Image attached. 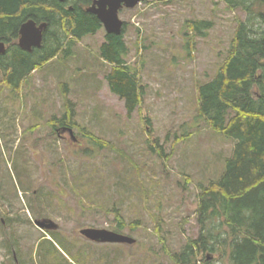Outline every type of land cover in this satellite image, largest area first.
I'll return each instance as SVG.
<instances>
[{
	"label": "rangeland",
	"instance_id": "obj_1",
	"mask_svg": "<svg viewBox=\"0 0 264 264\" xmlns=\"http://www.w3.org/2000/svg\"><path fill=\"white\" fill-rule=\"evenodd\" d=\"M245 16L223 0H142L123 8L127 60L148 85L131 117L105 77L104 28L77 41L71 58L34 70L17 91L0 76V264H178L174 254L199 234V184L223 171L235 143L197 118V86L214 76ZM204 18L214 26L194 36L189 56L187 20ZM67 99L80 126L53 136L48 120L63 115ZM84 126L107 145L92 147ZM42 218L58 227L39 228L34 220ZM118 221L134 243L81 233L116 231Z\"/></svg>",
	"mask_w": 264,
	"mask_h": 264
},
{
	"label": "trees",
	"instance_id": "obj_2",
	"mask_svg": "<svg viewBox=\"0 0 264 264\" xmlns=\"http://www.w3.org/2000/svg\"><path fill=\"white\" fill-rule=\"evenodd\" d=\"M223 1L230 10H241L246 16L237 19L226 57L214 76L198 83L197 118L235 143L223 171L199 184V234L174 254L178 264H264V0ZM93 2L0 0V42L7 45L6 52L0 54L1 81L17 91L34 70L47 62L62 55L71 58L77 41L104 28L98 16L88 11ZM29 19L48 23L42 46L32 51L18 45L20 27ZM187 22L191 33L185 34V45L189 56H193L194 36H207L214 21L204 18ZM128 27L124 21L120 34L105 32L99 55L111 67L105 76L111 90L124 101L131 117L143 104L148 85L140 69L127 60ZM65 106L62 116L53 115L48 120L53 136L80 126L70 99ZM82 131L92 147L101 149L107 145L86 126ZM187 138L189 133L180 137ZM156 142L158 156L164 157V145L159 139ZM151 149L156 150L154 146ZM115 206L117 218L122 217ZM118 226L116 232L123 233L121 221ZM137 226L139 219L132 222L130 230ZM213 253L218 254V260L208 259V254Z\"/></svg>",
	"mask_w": 264,
	"mask_h": 264
},
{
	"label": "water",
	"instance_id": "obj_3",
	"mask_svg": "<svg viewBox=\"0 0 264 264\" xmlns=\"http://www.w3.org/2000/svg\"><path fill=\"white\" fill-rule=\"evenodd\" d=\"M63 1V0H61ZM142 0H94L88 7V11L96 14L107 33L120 34L124 26V20L120 17L123 8H134ZM48 27L47 22L38 24L35 20L25 21L19 30L18 45L27 51L40 48L43 44L44 33ZM7 45L0 42V54L5 53ZM72 132V130H69ZM35 224L41 229L57 228L53 220L48 218L36 219ZM81 233L87 238L100 242H127L134 243L136 239L130 235L119 233L107 228L85 227Z\"/></svg>",
	"mask_w": 264,
	"mask_h": 264
}]
</instances>
